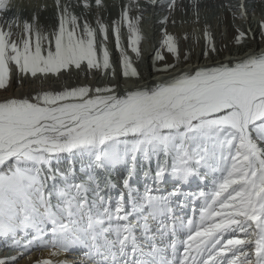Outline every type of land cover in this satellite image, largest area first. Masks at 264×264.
Returning a JSON list of instances; mask_svg holds the SVG:
<instances>
[{
	"label": "snow or ice",
	"instance_id": "snow-or-ice-1",
	"mask_svg": "<svg viewBox=\"0 0 264 264\" xmlns=\"http://www.w3.org/2000/svg\"><path fill=\"white\" fill-rule=\"evenodd\" d=\"M161 2L169 11L176 6V0ZM191 3L195 11L197 0ZM55 4L53 32L37 28L33 15L23 21L17 42L11 29L20 21L3 19L9 0H0V89L7 88L12 64L32 77L72 67L113 69L107 47L96 39L97 31L106 38L105 25L81 27L61 0ZM95 4L102 7V0ZM240 14L245 18L244 0ZM121 18L128 19L127 8ZM141 19L128 25L137 56ZM259 28L264 39V21ZM112 31L122 75L140 79L120 29ZM237 32L234 40L241 43L247 34ZM204 35L202 54L219 55ZM161 46L179 59L172 35L165 32ZM163 59L156 51L152 70L174 75L122 95L118 85H80L0 101V238L18 250L0 264H15L33 247L49 249V258L34 264H68L52 257L74 248L84 250L80 264H264V52L179 71L177 64L157 66ZM65 161L67 167H59ZM77 161L83 180L76 179ZM202 168L214 174L212 191L199 193L198 220L181 216L183 185L206 179ZM119 169L117 184L110 172ZM169 177L172 190L161 193Z\"/></svg>",
	"mask_w": 264,
	"mask_h": 264
},
{
	"label": "bare ground",
	"instance_id": "bare-ground-1",
	"mask_svg": "<svg viewBox=\"0 0 264 264\" xmlns=\"http://www.w3.org/2000/svg\"><path fill=\"white\" fill-rule=\"evenodd\" d=\"M64 1L65 2H63V5L61 6L62 7L67 6L69 8L70 13L78 17L77 23L81 27L83 26L84 23H88V21H92L93 18L96 20L97 24L99 22L104 25L103 21L106 20L109 22V24H112V26L114 27L115 25L113 22H115L116 24V21L119 18H121V13L127 8L128 19L125 20L124 23L127 30H128V25L133 22L134 18L140 16L139 14L143 11V9H145L147 6L150 5L146 3V0H132V2H130V0H123L120 6L116 5L117 2L116 0H106L107 2H112L113 5L102 6V7H97L95 4V0H74V1L64 0ZM106 1L104 0L105 3ZM190 1L176 0L175 8L169 11L167 4H164L161 2V0H158L155 7L153 6L152 7L153 9L151 8L152 12H150L151 13L150 17L152 20L150 19V22L152 21V23H150V25L147 24V27L145 26L146 28L143 27L144 29L142 28L143 30H141L142 31L141 33L138 32V35L140 34L139 35L140 40L138 44L135 46L138 47L139 49V56H137L136 53H133L129 48V36L132 35L131 33H129V30H128V38L126 40L122 38L125 42V45H123L124 46L123 50L125 51L127 56L129 58H134L136 60H139L140 62H143L145 67H147V71L144 72L143 76H140V79L126 78L125 81L124 80L122 81L120 76L98 77L95 76L96 74H94L92 71L89 72L88 70H84V72H82L79 70H75L76 75L78 76L77 82H79L80 85H90L93 88L97 86L118 85L116 91L118 94L122 95L124 94L126 89H132L137 85H144V84H148L151 86L160 80L167 79L169 76L174 75L175 72H168V73L154 72L152 70V67L150 66V56L155 54L156 51H161L163 50L162 48H165L161 46V42L164 39L163 32H165V30L164 31L162 30L164 23H161L160 21L164 17L172 19L173 15L175 17L176 12H181V14H183L182 11L184 9L187 12L192 11L191 9L192 3ZM236 1L238 6H240V0H236ZM232 2H233L232 0H197L196 4H199L198 5L199 7L200 6L204 8L212 7L211 10L209 9L210 11H208V13L207 12L206 14L204 13L206 16L205 17L203 16L204 17L203 22L200 25L212 26L215 35L214 39H216V36L219 37V43L217 41L212 43L219 52V55H217L216 53H211L209 58H205V56L202 54L204 50H202L201 48L197 49L196 51H192L190 55L187 56V59H184L183 61H178L176 63L178 65L176 71H179L181 69L188 70L196 67L214 65L218 62H228V61L235 62L243 58L246 54L252 52L259 54L261 52H264V39H262L259 35L260 32L259 25L261 24L262 21H264L263 19L264 0H244V6L245 7L249 6L250 8L254 9V11H256V15L259 16V22L256 23L255 21L250 22L248 20L249 18L245 20L244 19L237 20L234 15L235 13L234 10L239 7H236L237 4L236 6L235 4H231ZM10 4L12 3L10 2ZM85 4L89 5L90 8L89 6L85 7ZM217 5L219 7H217ZM117 7H119V9H117ZM9 8L10 11L11 10L15 11L14 18L18 17L20 24L21 22H23V20H26V18L27 20H29L30 15L28 13L21 12L17 7L14 8L11 7V5H9ZM33 15H36L38 17V26L43 33L50 34L53 32L57 23V11H56V5L54 3L48 7L46 6L40 7L38 10H34ZM161 15L163 17L159 18L158 20V17H160ZM121 20L124 19L121 18ZM4 28L5 30H7L6 23L4 24ZM14 29L17 30L15 31ZM20 30H18L17 26H14L11 29V31L13 32V36L11 37L12 40L17 42L20 41V39L22 38V31H23ZM237 30L245 31L247 34L243 38V41L241 43H236L234 40L235 36L238 34ZM253 34L255 37L254 39L252 38ZM109 37H110L109 40L106 38L107 39L106 43H107V49L110 53V59H113V61L120 62V52L116 48L115 37L114 38H112V36ZM97 38L98 37H96V39ZM132 38L135 39V36H132ZM223 38H225L229 43V47H226L225 49L222 48ZM97 41L99 42L100 40L97 39ZM43 47L45 49L49 48L48 41L43 42ZM51 50H53L52 46H51ZM44 54L46 55V51ZM10 67H11V72L9 73L8 86L6 90L0 89V100L2 98L5 99V97L6 98L10 97L11 95L13 96L18 95L20 92H22L21 90L25 89L24 85L27 84L29 81H38V80L40 81L41 78H44L45 82L42 80L43 84L41 83L42 86H40L39 84V86L41 87V88L39 87V90L40 89L45 90V88L48 87L51 88L52 84L57 85L55 88L57 90H60L62 87H68L67 85L70 82L69 79H72V77L69 76L68 71L65 72L64 74H62V72L59 74H48L46 76L37 74L36 77H32L30 74H25V75H21L20 73L18 74L14 64L10 65ZM65 83L66 86H64ZM33 87L35 88V86ZM61 166H63V168H66L67 161L59 165V167ZM76 166L78 169L79 161H77ZM110 174L112 179L114 181H117V177L115 176V174L113 172H110ZM201 175H205V173H203L202 171ZM76 179L83 180L85 179V177L81 178L78 175V173H76ZM195 180L199 182L198 177H195ZM200 180L202 179L200 178ZM213 180H214V175L213 176H211V174L209 176L206 175V179L203 180L204 182L203 185L204 186L209 185L213 182ZM118 183L119 182L117 181V184ZM173 183H174L173 179H171L170 181L166 180L165 183L159 186L160 192L165 193L168 190L171 191L173 187ZM188 183L190 184L191 181ZM199 187L201 186H196L193 189H190L195 191V192L193 191V195H190L187 198L185 197V195L182 196V199L185 200L186 202L183 211L180 212L179 215L186 216L188 218H193L196 220L199 219L200 208L204 204V200L203 198L199 197V193L204 192L207 195L210 194V192L212 191L211 189H207V188H204L205 191H199L198 190ZM184 190L185 188L183 187V191ZM116 191H120V188L117 187ZM184 234H185L184 230H180L178 232V238L182 239L184 237ZM47 238L50 239V235ZM9 242L10 240L8 239L5 240L0 238V258H9L18 255V250L8 246H4V245H9ZM83 251L84 250L81 248H74L73 250L67 253H61L58 256L52 257V259L66 260L68 264H80V261L83 259V255H82ZM178 251H182V249H179ZM42 258H49V249L44 247H33L25 255L20 256V258L15 262V264H34L36 260Z\"/></svg>",
	"mask_w": 264,
	"mask_h": 264
},
{
	"label": "rangeland",
	"instance_id": "rangeland-1",
	"mask_svg": "<svg viewBox=\"0 0 264 264\" xmlns=\"http://www.w3.org/2000/svg\"><path fill=\"white\" fill-rule=\"evenodd\" d=\"M71 1H74V0H71ZM116 1H117L116 2V5L117 6L118 5L120 6V4H121V2L123 0H116ZM232 1L233 2L231 4H235V6H236L237 1L236 0H232ZM10 2L12 4H10ZM63 2H65V1L64 0H61V5H63ZM14 3H15V5H14ZM53 3L55 4V0H27V1L26 0H15V1L14 0H9V5H11V7H14V8L17 7L19 9V11L24 12V13H28L30 15L29 21H31V18L33 16L34 10H38L40 7H45V6L48 7L51 4H53ZM112 5H113L112 2H107L106 1V3H105L104 0H102V6H112ZM198 5L199 4H196L195 5V11H194L193 4H192V7H191L192 11L187 12L184 9L182 11L184 15L181 14V12H176L175 17L173 15L172 16V19L171 18H168L167 19V22L164 23L165 26L163 25V27H162L163 29L162 30L163 31L165 30V32L167 34L172 35L175 38V41H176V43L178 45V48H179V59H176L173 54L167 52V49L165 47V48H162L163 50L159 51L160 54L164 57V59L162 61H157L156 62L157 66H161L164 63L176 64L178 61H183L185 59V56L186 55L187 56L190 55V53L192 51H196L197 49H200V48L202 50H205L204 49V45H205V35H204V33H205V31H207L210 34V37H211L210 39H211V42L212 43H214L216 41L219 43V37L216 36V39H214L215 38V35H214V31H213L212 26L200 25L203 22V18L206 16L205 15L206 12L208 13V11H210L212 7L204 8V7H201V6L199 7ZM220 6H222V5H220ZM152 7H153V5L150 4L145 9H143V11L139 14L142 17V19L139 21V23L137 25V28L139 29V33H141L142 32L141 30H143L144 28L147 27V24L150 25V23H152V21L150 22V19H151V17H150V14L151 13L150 12H152V9H153ZM217 7H219V6L217 5ZM236 7H239V8H236L234 10L235 11L234 15H235V18L237 20H243V19L245 20V19H248L249 18L248 20L250 22H252V21L253 22L255 21V23L256 22H259V16L256 15V11H254V9L250 8L249 6L248 7H245L244 6V9H245V18H241L240 6H238V4H237ZM89 8H90V6H89ZM220 8H222V7H220ZM117 9H119V7H117ZM4 13H3V19L4 20L12 19V18L15 17V11H12V10L11 11H8V10H6ZM177 13H178V16H177ZM162 17H163L162 15L160 17H158V20H159V18H162ZM261 20H262V18H261ZM22 23L23 22H21L20 26H17L18 30H20L22 28L21 27L22 26ZM88 23H89V25L92 28L98 30V24H97V22H96V20L94 18H93L92 21H88ZM103 23L105 25V29H106V33H107L106 34V38L108 40L110 39L109 36H112V38H114L115 36H114L113 31H112V29H113L112 24H109V22L106 21V20L103 21ZM124 23H125V20H121V18H119L116 21V24H115V27H118L120 29V39H121L122 48H124L123 45H125L124 40H126L128 38V30L126 29ZM56 25H57V23H56ZM69 27H70V25H69ZM37 28H39L38 23H37ZM14 30L16 31L17 29H14ZM22 30L23 29H21L20 31H22ZM165 32H163V36H164ZM96 37H98L97 38L98 40H100V41L102 40L104 42L105 46L107 47V43H106V40L107 39L104 36H101L98 31H97ZM35 39H36L35 38V35H33L31 37V40L33 42V46H34V43H35ZM222 41H223L222 42V46H223L222 48L225 49L226 47H229V43L227 42V40L225 38H223ZM51 46L53 47V51H54L55 50L54 40L51 42L50 47ZM154 55L155 54H153V55L150 56V66L152 68H153V57H154ZM129 59L131 60L133 66L138 70L139 75L140 76H143L144 75V72L147 71V67H145L144 63L143 62H140L139 60H136L134 58H129ZM110 62L113 65L114 74H113V69H107V70H105V69L92 70V72L94 74H96L95 76H98V77H101V76H104V77L120 76L121 79H122V81L123 80L125 81L126 78L122 75V69H121V66H120V62L119 61H113V59H110ZM75 70H77L75 67H72V69L70 71H68V70H61L62 74H64L65 72L68 71L69 76L72 77V79H69L70 82L67 85L68 88H71V87H74V86H80L79 82H77L78 76L76 75V71ZM85 70H87L86 67H85ZM73 72H75V73H73ZM82 72H84V71H82ZM17 73L19 74L18 71H17ZM21 75H25V74H21ZM42 80L44 81V78H41L40 79V81H42ZM40 81L39 80L38 81H29L27 84L24 85V88L26 90L25 89L24 90H21L23 93L22 92L19 93L20 96L18 94V95H14V96L11 95L10 97L11 98H31L33 95H35L37 93V91L38 92H41V91H46V90H57L55 88L57 85H54V84L51 85L52 86L51 88L48 87L49 89L48 88H45V90L44 89H40L39 90V87L42 86L41 83L43 84V81L42 82H40ZM39 84H40V86H39ZM33 86H35V88ZM64 86H66V83H65ZM63 88L64 87H62L60 90H62ZM35 89H38V90H35ZM10 97H7V98H10ZM5 99H6V97H5ZM2 100H4V98H2L0 101H2ZM161 158L163 159V157H161ZM61 168H63V166H61ZM200 171L202 173V170H200ZM205 175L209 176L210 174H205ZM171 179L172 178L169 177L167 180L170 181ZM6 243H8V242H6Z\"/></svg>",
	"mask_w": 264,
	"mask_h": 264
}]
</instances>
